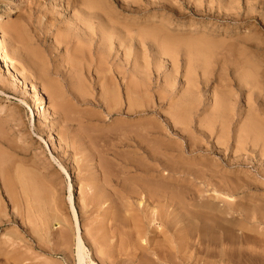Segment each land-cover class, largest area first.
<instances>
[{
  "label": "rangeland",
  "instance_id": "374dc122",
  "mask_svg": "<svg viewBox=\"0 0 264 264\" xmlns=\"http://www.w3.org/2000/svg\"><path fill=\"white\" fill-rule=\"evenodd\" d=\"M120 1L113 6L121 19L115 45L100 49L89 45L90 52L87 49L83 55L87 58L83 57V63L72 72V79L66 77L65 82L60 72L68 70L69 52L65 44L55 42V39L64 32L63 24L71 20L76 11L66 9L64 0H0V15L10 12L9 20L4 23L6 26L0 28L1 48L13 62L11 68H17L32 85L27 92L19 83L6 86L4 79H9L10 75L0 63V90L3 91L0 93V264H78L77 225L85 239L88 255L97 264H141L145 259L147 264L153 259L156 261L150 264H264V219L258 218L257 222L253 219L251 224L247 222L227 230L232 236L235 234L231 241L214 231L220 237L216 239L209 225L203 226V230L200 223L205 221L199 218L202 213L199 202L209 194L206 200L212 201L213 190L198 178H187L183 188L176 187L178 197L173 208L178 213L174 221L181 220L176 221L175 226L184 230L178 234L183 238L180 243L190 245L187 252L193 256H184L187 258L179 263L175 256L145 255V237L136 234L132 220L127 221L128 224L131 221L132 226L123 223L125 217L135 214L126 203L130 198L124 194L125 188L131 185L133 170L120 164V154L128 153L120 145L122 134L130 129L140 132L147 122L153 121L155 126L166 125L167 140L171 143L167 148L169 157L176 154L175 159L184 157L186 163L214 161L217 157L212 151L219 137V124L211 122L209 116L212 117L213 108H217V100L221 99L232 109L227 125H231V129L227 127L233 139V142L229 139L231 144L237 138V129L246 121L247 124L256 119L252 122L258 123V129H264V0ZM131 5L136 7V12L129 11L127 7ZM15 23H19L18 26ZM11 24L18 30L12 47L3 33L5 27L13 26ZM30 49L42 51V54L46 52L43 56H48L45 62L48 61L49 65L46 64L50 69L45 63L46 69L28 64L26 52ZM101 57L104 61H99ZM54 63H58V67L56 64L50 67ZM100 63H105V67L101 65L104 69ZM103 80L116 90L113 97L119 96L118 108L113 104L114 111L110 114L102 100L105 97ZM133 81L139 83L133 94L139 104L136 112L127 114L126 89ZM37 91H43L42 98H36ZM36 106L41 109L42 118H33ZM208 123L214 127L209 124L207 135L203 137L200 129ZM232 150L234 152L235 148ZM114 151L119 160L112 156ZM247 154L246 157L250 154L253 157L252 153ZM257 157L253 163H248L246 173L249 177L259 175L256 166L252 167L254 163L264 165V160ZM230 169L235 170L229 168L227 171ZM258 178L264 185L263 176ZM260 188L254 190L250 185L245 188L246 193L237 192L234 198L244 196L242 202L247 204L251 203V196L264 199V186ZM30 212L35 213L31 215ZM118 213L120 216L117 217ZM116 218H119L117 223ZM114 222L118 228L113 226ZM118 223H121V229ZM158 224H152L149 234L155 236V240L164 241L159 234L162 226ZM119 229L126 231H122L126 235L119 233ZM172 229L167 230L169 235ZM128 234L134 240L131 241ZM135 239L142 246L134 243ZM173 241L169 238L167 244L175 246Z\"/></svg>",
  "mask_w": 264,
  "mask_h": 264
},
{
  "label": "bare ground",
  "instance_id": "6f19581e",
  "mask_svg": "<svg viewBox=\"0 0 264 264\" xmlns=\"http://www.w3.org/2000/svg\"><path fill=\"white\" fill-rule=\"evenodd\" d=\"M112 1H113V3H111V0H107V1H104V0H64L65 5L67 6L66 9L70 8L71 11L72 10L76 11V13L71 17V20H67L68 22L64 23L63 27L61 26L62 30L64 32L61 33L62 30L60 29L61 30L60 31L61 34H59L58 37L56 36L57 39L54 38L55 40H57L55 42H59V43L65 44L66 45V50L69 52V54L67 55L66 65L68 67V70L71 73H67V72H69L68 70L65 73L64 72H60L61 73L60 76L65 77L64 81L66 80V77H68L67 80H69V79L71 80L72 79L71 78L73 76L72 72H74L77 68H79V65L83 61V57H84L83 55H84L85 51L88 49V47H90L89 45H92L94 47L96 45L97 49H100V47H103V46H106V45H110V46H112V44L115 45V42H116V40L118 38V34H119L118 21L120 23L121 19L118 17V14L114 12L115 8L113 6H114V3L119 4L121 1L120 0H112ZM127 8H129V11H131V12L132 11L136 12V10H137L136 7H134L132 5L128 6ZM132 13H134V12H132ZM9 16H10V12L5 14V15H3V16L0 15V28H3L4 26H6V25H4V23L7 20H9L8 19ZM125 23H127V22H125ZM18 24L16 25V23H15L16 26H18ZM11 25H13V24H11ZM132 25L134 26L133 23H132ZM16 26H14V25L13 26H8V27H5L3 29L4 30L3 33H5V35H7L8 38H9L10 47L14 46L13 45L14 44V40H16L15 39V37L17 36V32L16 31H18ZM56 29L57 28H55V30ZM19 30H21V29H19ZM54 34L58 35L57 32H55ZM50 35H52V34H50ZM96 39L97 40L99 39L97 44L94 43V41H96ZM32 47H30V48H32ZM63 49H65V48L63 47ZM90 49H88V52H90L89 51ZM93 50H95V49H93ZM98 51H100V50H98ZM106 51H105V53H106ZM41 52L42 51L38 52L35 49L28 50L26 52L27 53V57L25 56L27 58L26 60H28L27 63L30 64V65L31 64H36V65H38L37 67L44 66V63L46 64V62L48 64V61L45 62V60L48 59L47 58L48 56L46 58L43 56L46 52L43 53V54ZM68 52H66V53H68ZM100 53L101 52L98 53L99 56L101 55ZM98 54H96V56H98ZM85 57L87 58V56H85ZM103 57H105V56H103ZM103 57H101L102 59L98 58V59H100L99 61H104ZM64 58H65V56H64ZM95 58H93V59L95 60ZM0 63L3 66L2 68H4V70H7L8 74L10 75L9 79L8 78L4 79V84L6 86L7 85L8 86H10V85L11 86L12 85L16 86L19 83L23 87V88L22 87L21 88L24 89V91L27 92L29 90L31 84L29 85L27 83L28 80L24 79L25 76L23 77L21 75V73H19V71L16 70L17 68H15V69H14V67L11 68V66H13L12 65L13 62L4 54V52H3L2 48H1V45H0ZM84 63H86V61ZM55 64L57 65L58 63H54V64L50 65V67L54 66ZM59 64H61V63H59ZM48 65H47V67H48ZM99 65L100 66L103 65V63L102 64L100 63ZM104 65H105V63H104ZM100 66H99V72L101 70ZM57 67H58V65H57ZM62 67H64V65ZM104 67H102V68L104 69ZM44 68H45V66H44ZM55 69H57V68L55 67ZM55 69H54V71H55ZM58 70L59 69H57V71ZM62 70H64V69H62ZM62 70H60V71H62ZM57 71H55V72H57ZM105 73H106V70H105ZM36 75H38V74H36ZM67 75H69V76H67ZM63 77H61V79ZM59 78L60 77H57V79H59ZM259 79H260V77H259ZM48 81H50V79ZM103 81L105 82V80H103ZM70 82H72V81H70ZM127 82H128V80H127ZM72 83H74V81ZM262 83H263V81H262ZM107 84H109L108 85L109 88H106ZM107 84H106V82H105V84H103V88H105L106 90L105 89H104L105 91L103 90V93H105V97L102 96L103 97L102 100L104 101L103 103H104V105L106 107L105 109L108 112L107 114H110L112 111H114V107L112 106L113 104H115V108H118V107H116L117 106L116 103H117V98H119V96L117 98L113 97V96L116 95V90H114L113 88H110V83H107ZM136 84H139V83H136L134 81L133 82H129V86H128L129 88H128V90L126 89V92H127L126 104H127L128 108H127V111L125 113H127V114L131 113V112H134V111L136 112V105L139 104V103H137L138 101H137L136 97H134V95H133V94H135V90L137 91L136 87H139L138 85L136 86ZM260 85H262V84H260ZM263 86H264V84H263ZM56 87H54V88L56 89ZM72 87L74 88V85H72ZM78 88H79V86H78ZM51 89H52V87H51ZM58 90H59V88H58ZM138 90H139V88H138ZM1 92H3V91L0 90V93ZM42 92L43 91H37L36 92L35 95H36L37 99L43 97V93ZM49 94H50V92H49ZM51 95H54V94H51ZM58 95H61V94H58ZM220 96H222V95L220 94ZM21 101L24 102L22 99H21ZM141 101H142V99H141ZM230 101H232V100L230 99ZM146 102H147V100H146ZM251 103H253V102H251ZM216 105H217L216 106L217 108H215V107L213 108L215 110H214V112L212 114V117L211 116H209V117L212 119L211 122H213V121L217 122L216 123L217 126L219 124V127H218L219 134L217 133L219 137L216 140V144H215L214 150L212 149L213 150L212 151V155L217 157V159H215L214 161H211L210 163H206L202 159H200L202 161L198 160L196 163H191V162H187L186 163L185 161H187V160L184 157H180V158L175 159V157H177L176 154H175V156L173 158H172V156L169 157L171 154H169L170 152L168 151L167 148H168V144L170 145L171 143H168L169 139L167 140L169 134L167 135V132H166L167 129L165 127L166 125L163 126L162 123H161L162 125H160V123H159V125H157V123L155 122L156 125H157V126H155V124H153L154 121L152 123L146 121L147 123L145 124V126L143 125L144 127H142V130L140 132L139 131H135V129L134 130L130 129V130H127L125 133L122 134V139L120 140V145L122 147L126 148L128 153L120 154V158H121L120 164L124 165L125 167L129 166V168L131 170H133L132 171V175L130 176L131 177L130 179L132 181L130 183L131 185H128V187L126 186L127 188H125L124 194L128 198H130V201H127V199H126V203H127V206L130 209L131 208L133 209L135 214L133 216H131L130 218H126L125 217L124 221L121 218V221H123V223L124 222L126 223L128 220H132L133 224L135 225L136 234L140 235L141 237H145L146 245L144 244L145 249H143L145 255H149L150 254L152 256H159V257L160 256H175L179 260V263H182L183 260L185 258H187V257H184V256H193L190 253V251H189V253L187 252V248H189L190 245L187 246L184 243H180V240H182L183 238H182V236H180L178 234L180 232L184 231V230H182V228L180 226L176 227L177 226V224H176L177 222L176 221H181V220H177L176 219L174 221V216L177 215L178 213L176 214L175 209H173L175 204H176V199L178 197V194L175 192V190L178 189L176 187H180L181 186L183 188V186H182L183 181L186 180L187 178H195V179L198 178L199 180H202V183H203L204 186H206V187H209V185L212 186V190H213L212 201H209V199L206 200V198H208L211 194H209V196L207 195L208 197L205 196L206 198H204V194L202 192L203 195H201V197L204 198V199H202L199 202L201 207H202V213L199 215V218H201L202 221H205V222L200 223L201 227H203V226L207 227V225H209V227L211 226V228H213V230H212V229H209V227H208L209 230H211L213 233L215 231L216 233H219L217 235H220V237H223L225 239L227 238L229 240L231 237L235 236L234 233H233L234 236H232L230 234V232H228L231 228L236 227L238 225L244 226V225H246L247 222L251 224L250 220H253V219L255 221L258 220V218H259V220H260V218L264 219L263 218L264 217V199L263 198H261V197L257 198V197L251 196L253 199L250 200L251 203H249V204H247L248 202H242V200L244 199V196L240 197L239 199L234 198L235 193L244 191L245 188L250 187V185L254 186V190L255 189L261 190L260 187L264 186L262 181L258 178L259 175L263 176V178H264V165H257L258 163L256 161H255L256 163L253 164L252 167L256 166V168H257V171H256L257 173L256 174H259V175H257L258 177H255V178H253L251 176L249 177V175H248L249 173H246L247 172L246 168L248 169V165L250 163H253V160H254L255 157L258 156L260 158L259 159L257 157L259 160H264V129L261 128V127L258 129L257 128L258 123L256 122L257 123V125H256V124H254V122H252V121H254L256 119H252L251 122H249L247 124H246V122H248V121H246L244 126L242 125L241 128L237 129L238 130V134H236L237 132L235 133L237 135V138L235 139L234 143L231 144L230 141H229V139H231L232 142H233V139L230 138L231 136L229 135V133H230L229 129H231L230 128L231 125L230 126H227V125H228V123H229L228 121L230 120L231 115H232V113L230 112L232 109H230V106L226 103V101L224 99H221V101L217 100ZM230 105H232V103ZM146 106H148V105H146ZM140 108H138V109H140ZM142 109H143V107H142ZM248 109H249V107H248ZM119 110H121V109H119ZM242 110H243V108H242ZM254 111H255V109H254ZM35 112H34L35 114L33 115V118H42L43 113L41 112V109L39 107L36 106ZM115 112H117V111L115 110ZM255 115H257L260 118V116L258 114H255ZM176 116H177V114H176ZM233 116H234V114H233ZM241 119H243V118H241ZM263 121L264 120H262V123H263ZM130 123H132V122H130ZM209 124L210 123H208V125L207 124H205V125L203 124L204 125L203 128L200 129L203 132V135H202L203 137H205L207 135V130H209V128H208ZM134 125H136V124H134ZM139 125H141V124H139ZM210 125H212V124H210ZM238 126H239V124H238ZM133 127H135V126H133ZM227 127L229 129H227ZM213 133H212V135H213ZM231 133H232V131H231ZM214 134H216V133H214ZM51 135H52V133H51ZM236 135H235V137H236ZM153 136H156V137L153 138ZM199 139L201 141V138H199ZM203 141L205 142V140H203ZM117 144H118V142H117ZM197 144H200V143H197ZM208 146H207V148H209ZM211 146H210V148H211ZM203 147L204 146H202V148ZM232 147L235 148L234 152H232L233 151ZM192 148H194V147H192ZM66 149H67V147H66ZM196 150L199 151V149H196ZM201 150L202 149H200V151ZM209 150L211 151V149H209ZM226 151H229V152L227 153ZM138 152H140V153H138ZM248 152L252 153L253 157H251V154H250V157H246L248 155L247 154ZM173 154H174V152H173ZM112 156L115 159L119 158V157H117L119 155H118V153L116 151L113 152ZM199 157L200 156H198V158ZM210 159H208V161ZM229 168H234L235 170L232 171V169H230V171L229 170L227 171V169H229ZM236 172H237V174H236ZM29 181H30V179H29ZM204 189H206V188H204ZM25 191H26V188H25ZM204 191H207V190H204ZM246 191H244L243 193H246ZM189 193L190 192H188V194ZM210 193H211V191H210ZM197 198H198V196H197ZM188 208H190V207H188ZM181 209L182 208H180V210ZM184 212H186V211L184 210ZM198 212H200V210ZM32 213H35V212H32ZM32 213H31V215H32ZM195 213H197V211H195ZM75 216H76V214H75ZM118 216H120L119 213H118L117 217ZM125 216H128V215H125ZM251 216H253V217H251ZM32 217H34V216H32ZM114 217H113V219H114ZM121 217H122V215H121ZM116 220H119V218L118 219L116 218L115 221ZM188 222H190V221H187L186 223H188ZM116 223H117V221H116ZM116 223L114 222L113 226H115ZM130 223H131V221L129 222V224ZM157 223H159L158 225L162 226L159 234L164 237L163 238L164 241H161V239L159 241L155 240L156 239L155 236H151L149 234L152 231V229H150L152 224L153 225L154 224L157 225ZM191 223H193V222H191ZM127 224H128V222H127ZM129 224H128V226H129ZM118 225L120 226L121 223H118ZM184 226H186L185 223H184ZM115 227H117V226H115ZM174 227H176L175 230L172 229ZM187 227H185V228H187ZM119 228L121 229V226ZM76 229H77V232H76V241H75L76 243H75V245H76L77 263L78 264H97V263L94 262L95 260H92L91 257L88 255V251H87V248L85 247V243H84L85 239L83 240V238L81 236V233H80V227L78 225H77ZM120 229H119V231H121ZM128 229H129V227H128ZM169 229L173 230V231H171V235H169L167 233L168 232L167 230H169ZM233 229H235V228H233ZM133 230L134 229H132V231ZM203 230H204V227H203ZM114 231H113V234H115V233L117 234V232L114 233ZM122 231H124V230H122ZM122 231L119 232V233L124 234V236H125L126 235L125 233H127V232L124 231L125 232L124 233ZM111 233H109V234L111 235ZM133 233H134V231H133ZM216 233H214V237L216 239L218 238V240H219L220 237L216 236L215 235ZM149 235L151 236V238L148 237ZM111 236H113V235H111ZM130 236L131 235H129V237ZM157 236H159L158 233H157ZM238 236L240 237V235H237V237ZM118 237H120V240L123 242V237H122V239H121V235H119ZM129 237H126L127 240H129ZM135 238H136V236H135ZM159 238H162V237L159 236ZM169 238H170L171 241L174 240L173 242L176 243L175 246H171L170 244H167V241L169 240ZM241 238H242V236H241ZM117 239L118 240H116V241H119L118 243H120L121 241L119 240V238H117ZM234 239L235 238H232V240H234ZM236 239H238V238H236ZM132 240H134V239L131 238V241ZM165 240H167V241H165ZM135 241H136V239H135ZM230 241H231V239H230ZM142 242L143 241H141V243ZM124 243H128V242H124ZM124 243H121V244H123V246H124ZM134 243H137V241L134 242ZM121 244H119V245L122 246ZM128 244L130 245V243H128ZM137 244H140V243H137ZM134 246H135V244H134ZM135 247L137 248V246H135ZM140 249H142V247ZM225 256H226V254H225ZM176 258H175V260H176ZM142 259L144 260V258H142ZM156 259H157V257H156ZM168 259L170 260L171 257H169ZM145 260L147 261V259H145ZM154 260L155 259H153V262H154ZM171 260H170V262H171ZM146 261L145 262H141V260H140L141 264H143V263L147 264ZM173 261H174V259H173ZM150 262L153 263L152 261L149 260L148 263L150 264Z\"/></svg>",
  "mask_w": 264,
  "mask_h": 264
}]
</instances>
